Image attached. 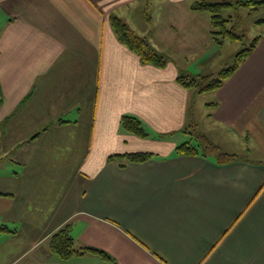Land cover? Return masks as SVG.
Listing matches in <instances>:
<instances>
[{"label":"crops","instance_id":"1","mask_svg":"<svg viewBox=\"0 0 264 264\" xmlns=\"http://www.w3.org/2000/svg\"><path fill=\"white\" fill-rule=\"evenodd\" d=\"M193 1L0 0V153L16 167L1 172L0 157L7 260L16 252L12 262L29 264H264V162L232 151L241 159L226 164L201 150L176 154L193 144L194 90L180 84V62L208 21ZM112 15L166 66L145 64L123 45ZM260 28L255 50L206 104L215 126L248 143H264ZM124 116L149 135L126 132ZM128 153L154 157L126 167L110 161ZM68 225L76 249L110 259L52 254V236Z\"/></svg>","mask_w":264,"mask_h":264},{"label":"trees","instance_id":"2","mask_svg":"<svg viewBox=\"0 0 264 264\" xmlns=\"http://www.w3.org/2000/svg\"><path fill=\"white\" fill-rule=\"evenodd\" d=\"M235 5L246 7H262L264 8V0L240 1L236 4L223 2L211 3L207 0H194L191 5V10L194 12H209L211 14V26L213 39L222 44L224 40H235L241 38L234 28H228L230 20L224 16V12ZM146 21L150 20L149 7L145 10ZM110 23L115 31L118 40L128 47L132 52L136 53L141 61L145 64L155 65L156 67H164L168 63V58L159 53L146 38L139 36L132 28H130L121 18L112 15ZM258 24H263L264 19L257 21ZM261 36L255 38L254 42L249 48L242 49L235 56L233 66L223 69L217 77L214 75H194V74H180L179 82L183 86L194 90L196 93L202 95L208 92L217 91L224 83L240 68V66L247 60V58L255 50ZM3 103V95L0 91V107ZM195 126V124H194ZM122 128L129 133H132L140 138H146L149 133L143 126L142 122L134 116H124L122 119ZM206 142L203 149L204 157H215L219 164H226L241 159L237 155L228 154L220 150V148L211 142H208L203 136H200ZM202 145H193L191 143H184L177 147L176 154L180 156H196L199 154ZM150 153H128L123 155H113L110 161L119 162L121 167H126L132 163H146L153 158ZM123 161V162H121ZM10 196V194H3ZM10 232L7 226L0 225V234ZM49 251L58 256L62 260H69L74 255L95 254L104 259H110L107 253L95 248H80L76 249L74 238L71 235L70 226L55 233L49 243Z\"/></svg>","mask_w":264,"mask_h":264},{"label":"rangeland","instance_id":"3","mask_svg":"<svg viewBox=\"0 0 264 264\" xmlns=\"http://www.w3.org/2000/svg\"><path fill=\"white\" fill-rule=\"evenodd\" d=\"M207 1L211 3L228 2L236 4L240 1L252 0ZM204 14H206L208 20L205 24V36H203V38L199 37L197 45L195 46L196 49L190 54L185 55V58H182V61L180 62L183 68L181 74L185 75L190 72L197 75H214L217 77L223 69L233 66L235 56L238 52L242 49L249 48L255 38L261 35L260 24H258L257 21L264 19V8L258 6L246 7L235 5L226 10L224 16L230 20L227 27L234 28L241 38L235 40L227 39L224 40L222 44L217 43L212 37L211 14L209 12H204ZM212 101H214L212 92L200 95L193 91L190 113L191 108H193L194 119L190 121L188 130L186 129V131L189 132V140L197 145H202L203 143L202 148H199L202 153L206 142L203 138H200V136H203L208 142H211L214 145L219 146L220 144V150L223 152L232 151L245 159L264 162V143H261L258 138L257 140L256 138H252L253 140L248 143L245 138H236L232 133L224 131L213 124L208 117L209 111L206 107V104L211 103ZM249 147L251 149L250 151L247 150ZM0 157H4V155L1 156L0 153ZM10 159H12L10 156L3 158L5 166L2 168L1 172L13 174L16 170V167L10 162ZM7 246L8 245L0 240V264H29L28 262L30 260L26 257H22L16 262H12L17 256L16 252L12 255L13 259L11 261L7 260L4 253L8 249Z\"/></svg>","mask_w":264,"mask_h":264}]
</instances>
